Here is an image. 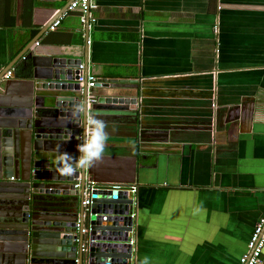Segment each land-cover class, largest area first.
I'll list each match as a JSON object with an SVG mask.
<instances>
[{"label":"crops","instance_id":"0c3cea01","mask_svg":"<svg viewBox=\"0 0 264 264\" xmlns=\"http://www.w3.org/2000/svg\"><path fill=\"white\" fill-rule=\"evenodd\" d=\"M71 1L0 0V75L57 54L136 80L135 110L96 112L109 134L96 171L137 189L132 264H236L264 207V0H96L88 24ZM7 79L0 109L21 99Z\"/></svg>","mask_w":264,"mask_h":264},{"label":"water","instance_id":"95a60500","mask_svg":"<svg viewBox=\"0 0 264 264\" xmlns=\"http://www.w3.org/2000/svg\"><path fill=\"white\" fill-rule=\"evenodd\" d=\"M81 64L86 76V59L28 54L26 72L10 67L0 75L11 71L10 82L18 84L21 96L0 109V215L14 229L12 239L3 238L12 243L4 244L0 254L10 250L12 264H131L135 194L126 188L133 180L127 184L100 176L95 166L63 176L56 157L80 156L78 137L87 113L135 110L137 81L97 79L88 89L86 79L77 82ZM77 107L82 110L74 118ZM90 182L91 204L84 207Z\"/></svg>","mask_w":264,"mask_h":264},{"label":"built area","instance_id":"2783aa9c","mask_svg":"<svg viewBox=\"0 0 264 264\" xmlns=\"http://www.w3.org/2000/svg\"><path fill=\"white\" fill-rule=\"evenodd\" d=\"M97 8L96 0H73L70 2L67 10L69 11H77L79 12L81 23L84 24L88 21L94 22L95 19L91 16V11L95 10ZM66 13H63L62 16L59 18L55 19L50 26L47 28L49 31H54L56 28H58L61 24V20L64 17ZM79 73L77 75V82L82 85L83 81L86 79L87 80V88L90 89L95 86L96 83V78L90 75L84 76V65L81 64L78 67ZM11 76V71H8L5 75V78H9ZM87 126V125H86ZM86 131V127H85ZM85 131L83 134H80L78 139L80 141V144H82L85 140ZM78 148V147H77ZM93 182H90L88 186L85 187L84 190V201H83V206L86 207L90 205V198H88L91 190L93 187L91 186ZM80 185L77 184L75 185L76 189H79ZM112 189L115 190H122L123 187L120 185H114ZM128 189L129 192L135 194L137 189L135 187H129L126 188ZM135 210V209H134ZM133 210V213L131 214V218L134 220L135 219V212ZM134 227V224H133ZM82 233H85V229L81 231ZM133 234V232H132ZM131 235V239L129 241V244L132 247V256H131V264L133 260V251H134V239ZM236 264H264V207L253 227V230L249 236L247 245H246V251L244 254L238 259Z\"/></svg>","mask_w":264,"mask_h":264},{"label":"clouds","instance_id":"9594fccd","mask_svg":"<svg viewBox=\"0 0 264 264\" xmlns=\"http://www.w3.org/2000/svg\"><path fill=\"white\" fill-rule=\"evenodd\" d=\"M82 109L77 107L72 116L75 118ZM85 140L78 145L80 156L72 157L68 153H59L56 157L57 171L60 175L71 176L77 169H88L102 162L105 156V150L109 139L106 131L107 124L104 120L98 118L95 113L86 114ZM141 264H148L145 258Z\"/></svg>","mask_w":264,"mask_h":264},{"label":"rangeland","instance_id":"374dc122","mask_svg":"<svg viewBox=\"0 0 264 264\" xmlns=\"http://www.w3.org/2000/svg\"><path fill=\"white\" fill-rule=\"evenodd\" d=\"M246 251V250H245Z\"/></svg>","mask_w":264,"mask_h":264}]
</instances>
